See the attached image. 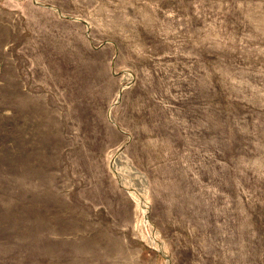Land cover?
<instances>
[{"label": "rangeland", "instance_id": "obj_1", "mask_svg": "<svg viewBox=\"0 0 264 264\" xmlns=\"http://www.w3.org/2000/svg\"><path fill=\"white\" fill-rule=\"evenodd\" d=\"M0 264H264V0H0Z\"/></svg>", "mask_w": 264, "mask_h": 264}]
</instances>
